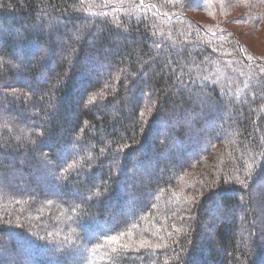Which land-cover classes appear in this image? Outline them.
<instances>
[{
    "label": "trees",
    "instance_id": "16d2710c",
    "mask_svg": "<svg viewBox=\"0 0 264 264\" xmlns=\"http://www.w3.org/2000/svg\"><path fill=\"white\" fill-rule=\"evenodd\" d=\"M263 21L264 0H0V264H264V52L241 36Z\"/></svg>",
    "mask_w": 264,
    "mask_h": 264
},
{
    "label": "rangeland",
    "instance_id": "374dc122",
    "mask_svg": "<svg viewBox=\"0 0 264 264\" xmlns=\"http://www.w3.org/2000/svg\"><path fill=\"white\" fill-rule=\"evenodd\" d=\"M57 22H59V20H57ZM241 36L244 39V41L253 50H255L257 52H264V21H263L261 27L258 30L254 31V32L243 30L242 33H241ZM69 41H70V39L68 41L64 40V39L59 40L61 45L65 44V46H67V44H70ZM208 131H209V128L207 129V133H208ZM201 137H203V136H201ZM201 137L198 136V134H195L194 136L191 137V139L189 140L190 141L189 145H192L194 147H193V149L191 151H188V153L184 154L183 156L190 155L191 153L194 152V150L197 152L199 149H201V147L203 145L201 143ZM174 154L178 155L179 152L176 151ZM2 157H9V156L6 155V154H3ZM167 158H168V155L164 154L163 155V159H167ZM40 160L43 161V159H40ZM43 165H45V163H43ZM153 166H154V168H156V165H153ZM152 171H154V170L152 169L150 171V173ZM6 176H8L7 177L9 179L8 182L11 183V184H13L19 178H21V174L14 173V171H10ZM145 179H146V176H145L144 172H142V173L136 172V173H134L133 178H131V182L130 183H132L131 185H134L137 189H139V187L141 186L140 181L144 182ZM2 181H3L2 180V176H0V184L2 183ZM50 182H51L50 180H47V183H50ZM261 183H260V186L258 188L254 187V190H253V194L254 195H256V194L259 195V196H263L264 195V183H262V184ZM263 207H264V205H263ZM258 209H260V207H258ZM257 221H259V220H257ZM0 242H2V239H0ZM56 248L58 250L60 247H56ZM19 249H16L15 252H11L9 249H6L5 251L8 253V257L10 256L11 259H16V258L20 259L17 256V252H16ZM70 249H71L70 252H69L70 254L67 257H65V259H67L71 264L79 262L81 260V258H82V251L78 247H71ZM12 253H14V254H12ZM22 262H23V264H30L28 259H25Z\"/></svg>",
    "mask_w": 264,
    "mask_h": 264
}]
</instances>
